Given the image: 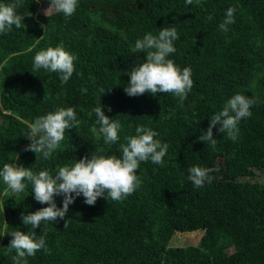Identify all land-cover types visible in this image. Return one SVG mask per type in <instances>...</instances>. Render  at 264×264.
Returning a JSON list of instances; mask_svg holds the SVG:
<instances>
[{
  "label": "trees",
  "instance_id": "1",
  "mask_svg": "<svg viewBox=\"0 0 264 264\" xmlns=\"http://www.w3.org/2000/svg\"><path fill=\"white\" fill-rule=\"evenodd\" d=\"M39 2L48 8L49 0H22L16 11L23 24L0 34V168L15 163L54 176L84 156L120 157V145L137 126L156 131L155 139L169 147L163 165L140 163L141 183L125 199L98 198L89 206L81 195L64 220L35 230L22 214L47 205L34 199L31 183L12 193L0 178V264H14L15 251L7 246L17 230L45 237V248L27 256V264H264V0H78L71 17L46 16ZM229 8L234 23L224 32L219 25ZM148 18L151 28L140 24ZM164 27L177 29L176 51L168 58L191 68V91L183 101L171 93L128 96V74L146 59L135 41ZM61 43L77 57L67 83L59 73L33 72L36 52ZM236 93L254 101L237 140L217 125L216 144L201 141L210 117ZM100 104L121 124L115 144L92 132ZM59 107L75 110L78 127L66 130L48 159L24 151L35 118ZM222 153L225 173L215 174L202 199L190 198L189 168H211ZM55 201L62 207L63 196ZM196 228L202 233L195 244H169L175 231Z\"/></svg>",
  "mask_w": 264,
  "mask_h": 264
},
{
  "label": "clouds",
  "instance_id": "2",
  "mask_svg": "<svg viewBox=\"0 0 264 264\" xmlns=\"http://www.w3.org/2000/svg\"><path fill=\"white\" fill-rule=\"evenodd\" d=\"M192 2L193 0H186L187 4ZM21 4L22 0L0 3V34L12 31L13 26L21 27L24 16L16 11ZM77 6L78 0H49V6L44 14L48 16L51 12H56L71 17ZM234 11V8L227 10L223 22L219 25L220 30L227 32V26L234 23ZM42 27L46 31V26ZM178 38L175 27H164L158 35L149 32L135 41L136 53H145L146 59L133 67L128 74L130 80L124 87L128 96L136 97L145 93L156 96L158 93H171L181 101L187 98L194 83L191 78V68L181 69L173 59L168 58L175 53L174 41ZM33 59V72L44 69L59 73L61 82L67 83L75 71L74 61L77 57L67 51L61 43L36 52ZM253 104L254 101L245 95L234 94L226 101L221 111L210 117L207 131L199 139L214 146L216 139L213 138V128L219 125L220 133L226 132L229 139L236 141L239 133L238 124L242 119L252 115L250 108ZM93 111L96 116L95 124L99 125L98 128L93 126V134L97 139L102 137L107 145L117 143L120 122L106 116L101 104ZM78 125L79 120L72 107H59L46 115L38 116L30 125L26 138L31 143L24 151H32L36 157L40 154L44 159H48L64 141L66 130ZM135 133L125 137L127 143L120 145L122 153L120 157L114 154L84 156L71 164L58 167L54 176L46 169L34 172L23 165L5 163L0 168V178L7 188L12 193H21L27 187L25 183L27 181L32 185L34 199L42 205H47L34 212L22 214L23 224L30 225L31 229L35 230L42 222H56L58 218L64 220L69 205L81 195L85 204L94 206L98 198L121 201L133 194L141 183L140 177L136 174L140 163L150 159L154 164L163 165V158L169 147L167 143L162 144L160 140L155 139L158 133L149 127L137 126ZM17 158L19 159L18 156ZM188 171V179L196 187H202L206 181L211 183L214 179L210 173L215 169L192 166ZM56 196H63L62 207L57 206ZM9 234L12 239L7 250L15 251V256L12 257L14 264H21L22 261L23 264H27V256H34L37 251L45 248V237H37L35 231L17 230Z\"/></svg>",
  "mask_w": 264,
  "mask_h": 264
},
{
  "label": "rangeland",
  "instance_id": "3",
  "mask_svg": "<svg viewBox=\"0 0 264 264\" xmlns=\"http://www.w3.org/2000/svg\"><path fill=\"white\" fill-rule=\"evenodd\" d=\"M37 9L45 12L47 7L45 6V4H42L41 2H39ZM150 21H151V19H149V18L147 19V21L143 19V20H141L140 24L148 23V26L151 28ZM225 160H226V156L223 153L216 156L214 159L213 165L211 167V169H215V171L210 173V175L215 177L218 173L224 174L225 172H224L223 168H225V165H224ZM260 179L261 178H259V180ZM207 184H209V183L206 181L202 187L193 186L189 190L188 196L190 198L192 197L196 201H198L199 199H202L204 196L201 194V192L204 191L203 189L207 186ZM201 233H202L201 228H196L193 230L175 231L174 233H172V235L169 239V244L170 245L195 244L197 242L198 236Z\"/></svg>",
  "mask_w": 264,
  "mask_h": 264
}]
</instances>
